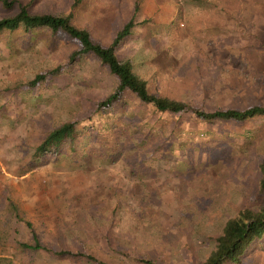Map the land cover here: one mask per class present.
Masks as SVG:
<instances>
[{
  "label": "rangeland",
  "instance_id": "rangeland-1",
  "mask_svg": "<svg viewBox=\"0 0 264 264\" xmlns=\"http://www.w3.org/2000/svg\"><path fill=\"white\" fill-rule=\"evenodd\" d=\"M19 1L30 3L32 12L73 13L76 24L104 43L123 22L118 0ZM190 1L196 8L184 22L136 14L142 23L118 44L117 56L130 58L152 91L197 108L264 104V0H236L233 15L223 9L226 0ZM247 7L252 20L241 17ZM5 13L0 5V16ZM170 31L193 43L166 49ZM8 41L0 39V264H100L44 246L84 251L108 264H137L133 256L147 255L160 264L203 259L224 220L257 190L264 117L225 121L185 110L159 119L128 91L124 114L112 118L113 135L120 123L129 130L120 143L112 145L110 136L104 146L85 136L69 156L53 155L29 168L43 135L62 120L87 116L117 77L92 53L69 63L78 44L61 33L16 32L11 46ZM57 64L67 69L49 85L13 89ZM142 135L147 150L138 142ZM7 194L18 205L16 214ZM18 242L41 246L35 251ZM226 264H264V235L246 246L239 263Z\"/></svg>",
  "mask_w": 264,
  "mask_h": 264
},
{
  "label": "trees",
  "instance_id": "trees-1",
  "mask_svg": "<svg viewBox=\"0 0 264 264\" xmlns=\"http://www.w3.org/2000/svg\"><path fill=\"white\" fill-rule=\"evenodd\" d=\"M225 1V0H224ZM81 4V0H74V4ZM223 9L227 14H234L233 5L236 0H226ZM30 4V3H29ZM28 3H21L19 0H0L1 7L6 13L0 16V39L8 36L11 46L16 32L30 33L32 36L42 29H47L50 34L61 33L78 44L68 57V62H74L88 53L95 55L99 61L106 65L108 70L117 77V82L113 89L103 97L92 102L91 109L88 110L87 116L82 118H67L52 126L36 143L34 150L26 165L32 168L36 163L45 162L50 156L65 155L69 156L70 152L77 150L82 142V138L88 136L90 141L100 142L104 146H108L109 137L113 138V144L120 143L121 137L126 138L129 130L127 124L120 123L117 135H113L115 131L111 129L112 125H116L115 117H120V112L124 114L130 100L126 98V93H132L142 109L150 106L151 111L158 112L159 119H164L166 112H172L178 115V112L191 110L193 115L203 118H220L223 120L249 121L254 117H264V104L256 103L243 108H216L213 110H204L192 106L187 101H182L172 96L152 91L147 80L134 70L133 62L130 58L120 59L116 54L118 44L126 39L130 34L132 27L136 23V14L139 10L137 2L134 6V12L131 17L122 23L120 29L114 34L111 42L104 43L100 39L94 37L92 33L84 26L76 24L72 19L73 13H62L54 11L32 12ZM73 4V5H74ZM238 11V10H237ZM253 10L247 7L241 14L243 20H252ZM236 14V13H235ZM240 17V16H239ZM67 68L63 64H57L46 69L36 71L32 77L24 81L16 88L25 89L30 92L31 88L39 85H49L55 77L63 74ZM126 103V105H124ZM119 105L116 107V105ZM127 115V114H125ZM104 116L105 122L98 124L100 118ZM132 117V115H127ZM109 119V123H108ZM137 131V130H135ZM134 131V132H135ZM140 145L145 150L149 149L148 138L144 135L138 139ZM159 145V144H158ZM157 147V145L155 146ZM153 147L152 149H154ZM114 148V146H113ZM160 146L156 149L158 150ZM93 152L102 150L97 149ZM118 153H116V156ZM89 157V156H88ZM166 160V156L161 155ZM258 187L248 203L241 205L235 213L224 220L217 235L214 237V246L209 253L203 258L196 260L193 264H226L239 263L241 255L253 239L264 235V155L258 162ZM6 198L14 208L15 214L18 212V205L7 194ZM26 223L31 226L29 220ZM22 247L31 248L35 251L39 249L41 244L34 242H18ZM46 250L55 251L54 253L70 255L73 257H85L89 260L96 261L100 264H108L97 259L92 254L84 251H73L71 249L54 250L49 246H44ZM137 264H160L158 260L151 255L133 256Z\"/></svg>",
  "mask_w": 264,
  "mask_h": 264
},
{
  "label": "crops",
  "instance_id": "crops-1",
  "mask_svg": "<svg viewBox=\"0 0 264 264\" xmlns=\"http://www.w3.org/2000/svg\"><path fill=\"white\" fill-rule=\"evenodd\" d=\"M136 2L139 7L137 16L139 13L145 15L146 17H151L154 14L161 13L160 22H164L165 24L170 22L172 23V20H174L176 16L178 17V20H180V22L188 21V16H187L188 9L189 8L192 9V6H194V2L190 0H133V2L132 0H118V4H117L118 9L120 10L119 12L122 14L121 18H123L122 23L126 22L131 17V15L134 12V6ZM194 7L196 8V6ZM125 12L127 16H129L128 18L126 16V19L124 18L125 16H123V13ZM141 19L136 17V22L138 24L142 23ZM173 34H174L173 31H170L166 35V49H169L170 51L172 50L175 51L174 48L173 49L171 48L172 45L180 44L181 46H183L184 44L190 45L191 43H193L192 39L185 41L184 38H175ZM153 36L156 37V34H153ZM130 44L134 45L132 43ZM177 51L180 52L185 50L184 49L181 50V48H179Z\"/></svg>",
  "mask_w": 264,
  "mask_h": 264
}]
</instances>
